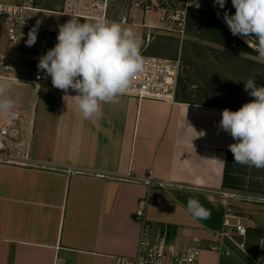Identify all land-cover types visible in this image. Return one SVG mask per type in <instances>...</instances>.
Instances as JSON below:
<instances>
[{
  "label": "crops",
  "instance_id": "0c3cea01",
  "mask_svg": "<svg viewBox=\"0 0 264 264\" xmlns=\"http://www.w3.org/2000/svg\"><path fill=\"white\" fill-rule=\"evenodd\" d=\"M109 3L37 0L36 15L53 26L56 37L71 15L81 22L102 16L131 27L142 44L143 31L160 26L154 12L145 14L132 1L125 8H109ZM52 47L49 43L39 52ZM44 85L59 99L42 103L36 142V110L26 114L31 123L20 141L30 162L0 163V264H115L117 256L133 255L140 230L135 212L147 193V176L152 194L162 198L147 208L152 237L165 228L170 241L201 247L200 264H220L223 255L210 245L233 249L253 264L264 215L259 209L236 214L239 201L224 188L228 145L235 141L219 122L223 109L238 108L180 91L175 102L122 95L102 105L101 118L85 120L71 97L74 91L55 88L51 79ZM185 116L194 130L184 126ZM189 198L210 212L207 219L187 212ZM227 220L244 224L247 237L235 232L234 240L216 238ZM243 239L247 253L237 244Z\"/></svg>",
  "mask_w": 264,
  "mask_h": 264
},
{
  "label": "clouds",
  "instance_id": "9594fccd",
  "mask_svg": "<svg viewBox=\"0 0 264 264\" xmlns=\"http://www.w3.org/2000/svg\"><path fill=\"white\" fill-rule=\"evenodd\" d=\"M225 3L226 0H214L220 9ZM231 3L235 12L230 15L225 11L224 23L233 36L243 38L257 53V61L264 63V0H231ZM40 24L37 20L28 32L26 46L35 45ZM56 39L54 47L39 58L38 71L50 76L55 88L76 93L71 97L85 120L101 118L102 105L129 94L134 78L145 70L139 35L131 27L125 28L105 17L81 22L71 15V19L59 25ZM243 82L244 91L253 99L238 110L223 109L219 127L235 141L228 145L233 163L264 169V86H258L253 78ZM12 88L11 79L0 77V113L10 114L18 103V98L10 95ZM183 124L191 127L186 116ZM187 212L197 220L210 215L194 198L188 199Z\"/></svg>",
  "mask_w": 264,
  "mask_h": 264
},
{
  "label": "built area",
  "instance_id": "2783aa9c",
  "mask_svg": "<svg viewBox=\"0 0 264 264\" xmlns=\"http://www.w3.org/2000/svg\"><path fill=\"white\" fill-rule=\"evenodd\" d=\"M36 1L22 0L18 4L0 2V19L6 26L8 44L15 50L13 54L0 53V77L9 78L15 83H22L37 89L49 83L51 77L38 71L37 65L42 54L38 51L32 52V49L37 45L44 46L49 43L55 45L57 37L54 35L55 31H51L54 30L53 26L37 17ZM152 1V3H146V0H132V3L138 8H146V12L156 5L160 10V24L166 30L180 35L186 32L189 12L193 9L213 11L216 15L219 12L217 16L223 21L222 13L219 7L214 5V0H180L177 7L172 5L171 0ZM37 20L41 21L38 26V38L34 46L28 47L25 41L28 38V32L36 26ZM121 21L122 23L127 22V17H122ZM142 56L145 60V70L137 74L134 78L133 90L125 96L139 100L175 102L182 67L181 57L168 59L144 54ZM21 118V111L15 108L10 114L0 113V163L27 164L30 162L22 141L14 137L15 127ZM27 122L28 132L31 123L29 117ZM144 181L147 185V193L141 199L135 212V220L140 227L136 251L130 256H117L115 264H200L201 247L192 244H176L170 241L165 228L160 229L154 237L151 236V223L147 218V208L153 203L161 202L162 198L152 194L153 182L150 176L144 177ZM235 195L231 193V196ZM242 195L246 194L242 193ZM248 197L252 199L250 195ZM257 200L264 202V195L258 196ZM231 214L232 212H229L230 216ZM235 232L243 238L247 237V228L244 224L231 223L227 220L223 230L215 236L221 240L233 239ZM237 244L243 252L247 253L244 239ZM208 248L217 250L222 255H231V251L224 249L222 245H210ZM252 262L253 264H264V236L259 240L258 252L255 257H252Z\"/></svg>",
  "mask_w": 264,
  "mask_h": 264
},
{
  "label": "rangeland",
  "instance_id": "374dc122",
  "mask_svg": "<svg viewBox=\"0 0 264 264\" xmlns=\"http://www.w3.org/2000/svg\"><path fill=\"white\" fill-rule=\"evenodd\" d=\"M0 2L18 4L22 0H0ZM147 2L152 3L153 1L147 0ZM171 2L172 5L177 7L180 0H171ZM127 4V0H110L109 8H123V5L125 8ZM144 10L145 14L154 12L159 21L160 10L156 5L147 12L146 8ZM144 33L145 39L141 45L142 54L168 59L181 57L182 67L177 94L180 91L185 97L191 99L221 103L238 109L244 103L253 99L249 96L248 92L244 91L243 81L253 78L257 72L263 69L262 66L253 61L256 58L252 54L218 44L214 40L215 35L212 34L210 28L202 25L198 27L197 23H192L188 24L185 34L180 35L166 30L160 24L159 27L146 28L143 31ZM147 34L151 35V39L148 36L146 37ZM146 38H149L150 41L148 42ZM37 46H34L32 52L43 51L45 48V45ZM14 52L15 50L8 44L6 26L0 19V53L13 54ZM10 95L13 99L18 98L15 109H19L22 114L21 120L15 127L14 137H18V139L27 138L28 117L26 118V114L28 115V110L33 112L34 109V111L36 110V127H34L33 141L36 142L39 124L42 119L41 116L45 110L42 109V103L49 101L51 98V100L59 99V94L54 93L52 90L50 92L47 85L36 89L22 83L13 82ZM35 102H38L39 105L34 108L33 103ZM46 111L52 113V110ZM231 169L237 171V174L235 171L232 173V176H235L233 179L237 180V189L251 190V192L232 191L234 189L228 190L232 194H236L232 198L239 201L237 210L233 208L235 213L244 216L247 213L249 214V212L259 209L264 215L262 205L258 208V205L264 202L257 200L258 196L264 194V169L241 166L235 163H233ZM233 181L231 180V182ZM242 193L246 195H242ZM248 195L252 199H248ZM242 196L245 198H242ZM228 250L231 251V255H223L220 259V264H247L238 252L233 249Z\"/></svg>",
  "mask_w": 264,
  "mask_h": 264
},
{
  "label": "trees",
  "instance_id": "16d2710c",
  "mask_svg": "<svg viewBox=\"0 0 264 264\" xmlns=\"http://www.w3.org/2000/svg\"><path fill=\"white\" fill-rule=\"evenodd\" d=\"M131 1L132 0H127L128 4H130ZM219 10L221 11L222 16L225 11H227L230 15L234 14L235 12V8L232 6L231 0H226L225 7L223 9L219 8ZM192 23L194 24L197 23L198 27L202 25L207 28H210V30H212V34L215 35L214 40L218 44L241 52L250 53L256 58L257 53L254 52L253 49L250 48L247 43H245V40H243L240 37L233 36L229 31L227 25L213 11L197 10V9L190 10L188 16L187 28H188V24H192ZM253 61L256 64L261 65L263 68L254 75L253 79L256 81L258 86L260 85L264 86V63L258 62L257 59ZM178 97L179 96H177V99ZM232 166H233V154L229 153L227 158L226 171H225L224 188L226 190L234 189L232 191L241 190V192H245V191L251 192V190L249 189H237L238 188L237 180L233 179L235 178V176L233 177L232 175H230V170ZM231 180L234 181L231 182Z\"/></svg>",
  "mask_w": 264,
  "mask_h": 264
}]
</instances>
